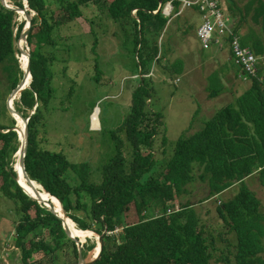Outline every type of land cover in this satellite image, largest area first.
<instances>
[{
    "label": "trees",
    "instance_id": "1",
    "mask_svg": "<svg viewBox=\"0 0 264 264\" xmlns=\"http://www.w3.org/2000/svg\"><path fill=\"white\" fill-rule=\"evenodd\" d=\"M26 1L32 15L26 38L31 82L14 103L16 111L28 119L25 172L60 201L78 228L102 235L100 256L89 264H211L212 261L264 264L261 203L243 182L256 172L259 183L264 185V65L261 68L259 62L256 64L258 71L250 77L249 86L233 102L217 109L200 129L179 135L173 152L163 157L164 120L163 114L150 104V72L152 65L165 56L161 50L162 33L169 20L162 13V6L171 1L177 11L180 0H56V9L51 7L54 0H13V4L23 8ZM98 3H103L108 16L120 24L122 46L132 48L126 52L132 56L137 84L131 91L128 112L111 131L115 155L99 166L101 176L92 181L89 162H74L61 150L42 148L38 136L44 112L54 108L65 110L62 104H69L76 93V81L65 73L66 67L61 72L55 68L65 60L53 53V49L62 46L71 51L73 46L60 34V28L83 16V6ZM188 9L198 12L195 5ZM244 11L260 29L255 31L249 26V31L239 35L241 46H249L257 56L264 55V0H249ZM239 14L240 9L230 13L242 25L244 17ZM16 16L0 2V66L12 83L11 90L23 76L15 56L19 52L15 42L25 21L17 22ZM130 23L132 32L127 29ZM240 25L235 26L234 33H238ZM45 46L52 49L45 52ZM95 46L96 40L92 47ZM167 66L177 72L182 70L180 61L174 66L164 65ZM236 66L239 73L243 71ZM57 74L69 82L67 89L61 91L64 93L58 106L53 101L58 96L54 84ZM216 84L210 96L222 87L220 82ZM4 110L8 112L6 105ZM8 115L10 125L0 121V190L19 215L11 235L12 244L19 250L23 264H30L32 256L39 252L50 260L71 253L72 264H77L79 244L85 258L96 242L90 238L81 240L71 232L80 239L72 240L57 211L46 205L50 200L38 202L17 183L13 155L19 146L18 133L5 131L15 124V119ZM160 131L163 132L159 145L161 156L154 149ZM194 166L201 169L198 178L208 183L205 200L240 182L238 192L214 208L228 232L235 235L233 259L228 253L214 256L213 238L207 234L206 224L189 200L174 210L175 198L186 194L187 185L195 180ZM157 206L163 212L153 215L151 209ZM132 211L139 219L127 223ZM116 228L118 232H114Z\"/></svg>",
    "mask_w": 264,
    "mask_h": 264
},
{
    "label": "rangeland",
    "instance_id": "2",
    "mask_svg": "<svg viewBox=\"0 0 264 264\" xmlns=\"http://www.w3.org/2000/svg\"><path fill=\"white\" fill-rule=\"evenodd\" d=\"M6 1H8V5L10 4L9 6L17 7L13 4V0ZM248 1L219 0L222 11L229 18L230 26L240 25L237 23L238 19L230 15L233 11H237V8L240 9L239 17H244L243 24L237 30V34L240 36L249 31L251 25L255 31L260 29L259 25L253 24L250 15L244 13V7ZM180 4H182V0H180ZM51 7L57 8L56 0L51 4ZM83 7V16L60 28V34L67 37L68 43H72V50L67 51L62 46L53 49V53L65 60L57 64L55 68L61 72L66 67L65 73L76 81V93L72 94L69 104L67 102L62 104L61 107L65 110L54 108L48 113L44 112L45 118L39 128L38 139L42 148L61 150L69 160L74 162H89V168L92 170L91 180L93 181L101 176L99 166L102 167L112 155H115V141L112 139L111 131L122 122L128 112L131 91L137 81L136 75L133 74L132 56L126 52H131L132 48L122 46L123 32L120 24L108 16L103 3ZM13 11L17 14L15 18L17 22L24 20L23 14L17 13L16 10ZM171 11H173L172 14L169 17L166 16L169 21L162 33L161 50L165 56L158 63L152 65L150 72L152 88L150 104L154 110L163 114L164 120L166 146L163 150L166 153L163 157H168L173 152L179 135H189L200 129L217 109L228 102H233L236 96L249 86L251 80V76L246 74H243L244 78L238 76L239 67L232 62L234 55L229 44L233 39L237 42L235 38L231 39L229 33L214 29L211 41L216 45L210 42L208 47H202L200 39L196 36H199V27L204 26L201 14L193 9L181 10L180 7L176 11L174 6L171 7ZM128 26L127 29L132 32L133 25L130 23ZM14 30L16 32L17 28L15 27ZM220 38L223 41L217 43ZM95 40L96 46L92 47ZM18 47L20 49L19 42ZM19 49L16 48V50ZM51 49L52 47H44L45 52ZM248 49L251 51L250 47ZM23 51H26V45ZM252 53L255 63L258 65L259 62L262 68L264 55L257 56L254 52ZM18 54L20 51H17L15 56ZM177 61L182 63L180 72L171 70L168 66L164 67V65L174 66ZM59 77H63V75L57 74L54 81L58 96L53 101L57 106L62 93H64L61 91H65L69 85L67 78ZM95 77H98L99 80L97 81ZM8 80L0 66V121L6 125L12 123L8 115L9 112L4 110L7 98L12 92V83H9ZM217 81L221 83L222 87L218 88L217 94L210 96L212 88L218 86ZM18 100L19 96L14 100V103ZM162 134V131L158 133L159 136L156 137L158 142L156 141V145L154 143V149L160 156L159 145L162 141ZM198 172L200 173L201 169L194 166L195 180L187 185L188 192L186 194L183 193L175 198L174 210L179 208L180 203L189 200L206 224L207 234L213 238L214 256H223L228 253L230 259H233L235 235L228 232L214 208L222 201L233 197L239 190L240 182H234L223 190L224 192L222 191V195H220L221 192L212 196L213 198L205 200L209 187L206 181L198 178ZM256 175V173L252 174L243 182L259 199L260 212L264 215V185H260ZM31 185L41 192L39 187ZM52 205L54 206L53 203ZM207 210L209 211L206 212ZM151 212L153 215H158L163 212V209L157 206L151 209ZM138 219V215L132 211L126 221L134 223ZM18 221L19 215L15 212L14 205L3 197L0 190V264H23L20 252L13 246L11 238L14 226ZM74 225L77 227L75 222ZM114 232H118V229L116 228ZM90 239L92 242H96L97 237L92 235ZM262 241L264 249V235ZM91 255L92 251L88 257L90 258ZM44 257L39 252L32 256L30 264H72L73 262L71 253L61 254L52 260ZM211 264L215 263L212 261ZM218 264H224V262Z\"/></svg>",
    "mask_w": 264,
    "mask_h": 264
},
{
    "label": "bare ground",
    "instance_id": "3",
    "mask_svg": "<svg viewBox=\"0 0 264 264\" xmlns=\"http://www.w3.org/2000/svg\"><path fill=\"white\" fill-rule=\"evenodd\" d=\"M168 2H170L171 4H172V2L171 1H168ZM167 2V3H168ZM2 3V2H1ZM5 7H8L9 5H8V1H6V0H4V3H2ZM172 6H173V4H172ZM31 11V10H30ZM173 12V11H172ZM17 13H19V14H23V12L22 11H17ZM198 13H200L201 14V16H202V12H200V11H198ZM172 14V13H171ZM170 14V15H171ZM24 15V14H23ZM167 17H169V16H167ZM24 21H25V19H24ZM233 32H232V34H230L229 35V38H231V39H233V38H235L236 40H237V42L241 45V41H240V37L238 36V34H236V33H234V25H232V26H230L229 27ZM21 34V33H20ZM197 36V38L198 39H200V37L198 36V35H196ZM223 41V39L222 38H220V40L217 42V43H220V42H222ZM200 42H201V39H200ZM213 44H215L216 45V43H214L213 41H211ZM19 43H20V49L23 51L24 50V46L26 45L27 46V43H26V41H25V39L24 38H22V39H19ZM201 45H202V47H208L209 45H210V43L209 42H204V45L202 44V42H201ZM230 45V47H231V44H229ZM133 47V46H132ZM243 48H245L246 50L249 48L248 46H244ZM252 51V50H251ZM25 54V55H24ZM17 58H18V63H19V60H20V64H21V66H22V69H26V65H27V62H28V50H26V53H24V52H20V54L19 55H17ZM22 58H24L25 60H23ZM234 60H235V58H234ZM235 62H236V60H235ZM237 63V62H236ZM238 64V63H237ZM239 65V64H238ZM20 66V65H19ZM241 67V66H240ZM21 68V67H20ZM242 68V67H241ZM243 71H242V73H241V76L244 78V76H243ZM29 79L27 80V82H26V84H25V86L27 87L28 85H30L29 84V82H30V79H31V77H28ZM91 80V79H90ZM20 82V81H19ZM18 96H20L19 95V93L18 92H13V94H11V104H12V106L14 107V100L18 97ZM15 108V107H14ZM14 119H15V124L17 123V125H18V127H19V131H17L16 129H14L13 127L15 126V124H14V126L13 127H11L10 129H7V130H5V131H8V130H12V131H15V132H17L18 133V140H19V146H18V150L15 152V154L13 155V158H14V161H13V170L16 172V174H17V178L16 179H18V181H19V183L25 188V192L27 193V194H30V195H33V196H38L39 198H41V199H44V198H48L53 204H54V206H55V208H56V210L58 211V215H62V207H61V204H60V202L54 197V196H52L49 192L48 193H46L47 191L41 186V184L40 183H38L37 181H35V180H33V179H28L27 177H26V175H25V173H23V169H22V166H21V164H20V162H19V156H20V154H21V140H24V137H27V131H25L24 132V122H23V120H22V118H21V116L20 115H18L17 113H13V116H12ZM26 119V118H25ZM5 131H3V132H5ZM158 142V141H157ZM27 147V146H26ZM24 158H25V155H24ZM195 165V164H194ZM24 169H25V167H24ZM199 173V172H198ZM254 174V173H253ZM257 174V173H256ZM28 176V175H27ZM29 177V176H28ZM237 180V179H236ZM17 181V180H16ZM18 183V182H17ZM18 183V184H19ZM19 184V185H20ZM31 184H33L34 186H37V187H39V189L41 190V192H39V190H37L36 188H34ZM20 185V186H21ZM238 185V184H237ZM240 185V184H239ZM188 191V190H187ZM213 198V197H212ZM219 199V198H218ZM217 199V200H218ZM261 205V204H260ZM215 206V205H214ZM73 220L71 219V218H67L66 219V223H67V225H68V227L70 228V231L71 232H73V233H75L76 235H78L80 238H82V239H84V238H90V236H92V235H95L96 237L99 235V234H97V233H95L94 231H92V230H90V229H80V228H78V227H76L75 225H74V221L72 222ZM264 233V232H263ZM262 237V236H261ZM102 249V248H101ZM96 250H97V248L96 249H92L91 251H92V255H93V252L95 251L96 252ZM90 251V252H91ZM89 252V253H90ZM101 252V251H100ZM92 255H91V257H92ZM90 257V258H91ZM85 258H89L88 257V255L85 257Z\"/></svg>",
    "mask_w": 264,
    "mask_h": 264
},
{
    "label": "built area",
    "instance_id": "4",
    "mask_svg": "<svg viewBox=\"0 0 264 264\" xmlns=\"http://www.w3.org/2000/svg\"><path fill=\"white\" fill-rule=\"evenodd\" d=\"M194 5L198 8L196 10L202 12V23H204V26L199 27L198 34L203 45L204 42H211L214 29H218L220 32L232 33V30L229 28V18L222 11L219 0H182L180 9L192 8ZM171 7L172 4L166 2L162 6V13L165 16H170L172 13ZM231 50L236 62L242 67L243 73L248 76H254L257 65L252 55L253 53L249 49L243 48L234 39L231 43Z\"/></svg>",
    "mask_w": 264,
    "mask_h": 264
},
{
    "label": "water",
    "instance_id": "5",
    "mask_svg": "<svg viewBox=\"0 0 264 264\" xmlns=\"http://www.w3.org/2000/svg\"><path fill=\"white\" fill-rule=\"evenodd\" d=\"M2 3H4V0H1ZM24 4V7L23 8H19L18 6L17 7H12V6H8L7 8H10L12 10H16V11H22L23 14H24V19H25V24L23 26V29L21 31V34H20V37L19 39H22L24 38L26 43H27V35H28V31H29V28L31 26V18H32V15L30 12H28L27 10V7L28 4H27V1ZM18 39V40H19ZM18 40L16 41V48L19 49L18 47ZM26 50H28V62H27V65H26V69H22V66L20 64V60H19V65L21 67V69L23 70V76H22V79L20 80V82L16 85V87L12 90V92L10 93V95L8 96L7 98V102H6V107H7V110L8 112L13 116V113H17L18 115L21 116L23 122H24V132L28 130V119H25L20 113H18L15 108L12 106L11 104V94L13 92H18L19 95L20 93L22 92V90H24L26 88L25 84L28 80V77H31V73H30V66H29V57H30V53H29V47L26 46ZM20 52H26V51H22L21 49H19ZM31 82V80H30ZM29 82V84H30ZM29 87V85L27 86ZM14 129H16L17 131H19V127L17 125V123L15 124V126L13 127ZM21 154L19 156V162L22 166V169H23V173H25L26 177L28 179H30L26 172H25V169H24V155H25V152H26V146H27V137H24V140H21ZM17 182L19 183L18 179H16ZM31 180V179H30ZM20 184V183H19ZM21 185V184H20ZM23 191H26L25 188L21 185ZM48 193V192H46ZM31 198L37 200L38 202H41V201H44L42 200L41 198H39L37 195L36 196H33V195H30L28 194ZM61 204V203H60ZM47 206L50 207V209L52 211H56L54 206L50 204V202L48 204H46ZM62 207V206H61ZM58 217L61 219L62 221V224H63V227H64V230L66 232V234L72 239V240H75L76 242L80 241V239H77L75 237H73L71 235V231H70V228L68 227L67 223H66V219L68 218L66 212L64 211V209L62 208V215H58ZM81 240H84V239H81ZM96 252L94 251L93 252V255L91 258H84L82 256V245L80 246L79 244V247H78V261H77V264H89V263H92L94 262L99 256H100V251H101V248H102V238H101V235H98L97 236V240H96V246L93 248L96 249Z\"/></svg>",
    "mask_w": 264,
    "mask_h": 264
},
{
    "label": "crops",
    "instance_id": "6",
    "mask_svg": "<svg viewBox=\"0 0 264 264\" xmlns=\"http://www.w3.org/2000/svg\"><path fill=\"white\" fill-rule=\"evenodd\" d=\"M226 1H227V0H226ZM219 3H220V2H219ZM237 10H239V9L237 8ZM235 26H236V25H234V28H235ZM238 36H239V35H238ZM239 37H240V36H239ZM240 41H241V39H240ZM248 47H249V46H248ZM232 62H234L235 64H237L234 60H233ZM237 65H238V64H237ZM239 66H240V65H239ZM239 74H240V73H239ZM239 74L237 73L238 76L242 77L241 74H240V75H239ZM242 78H243V77H242ZM254 173H256V172H254ZM251 176H252V174L249 175V176H247V177H251ZM247 177H246V178H247ZM256 177H257V175H256ZM246 178H244V180H246ZM257 179H258V178H257ZM260 185H261V184H260ZM223 192H224V191H223ZM223 192H222L220 195H222Z\"/></svg>",
    "mask_w": 264,
    "mask_h": 264
}]
</instances>
